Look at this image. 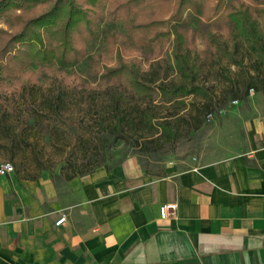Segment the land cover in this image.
I'll list each match as a JSON object with an SVG mask.
<instances>
[{"label":"trees","instance_id":"1","mask_svg":"<svg viewBox=\"0 0 264 264\" xmlns=\"http://www.w3.org/2000/svg\"><path fill=\"white\" fill-rule=\"evenodd\" d=\"M4 13L15 18L16 27L0 28V83L35 67L51 87L43 98L28 84L17 93L0 92V145L14 161L17 148L35 150L31 135L38 128L64 153L58 173L63 180L106 163L118 140L136 147L144 173L162 176L164 166L149 165V157L161 160L168 146L199 129L207 113L228 98L246 99L249 88L264 96V0H0ZM120 20L136 30L140 57L122 54ZM197 36L208 38L209 61L200 57ZM162 38L169 42L162 55H146L145 48ZM101 40L116 61L91 74L116 84L93 91L76 83L67 86L55 70L96 62ZM247 54L249 64L243 60ZM233 64L240 71L232 78L227 71ZM212 68L226 78L222 95L205 81ZM37 160V173L20 174L16 167L17 177L35 179L51 169Z\"/></svg>","mask_w":264,"mask_h":264},{"label":"crops","instance_id":"2","mask_svg":"<svg viewBox=\"0 0 264 264\" xmlns=\"http://www.w3.org/2000/svg\"><path fill=\"white\" fill-rule=\"evenodd\" d=\"M241 115L234 150L162 176L135 156L58 183L0 174V264H264V114Z\"/></svg>","mask_w":264,"mask_h":264},{"label":"rangeland","instance_id":"3","mask_svg":"<svg viewBox=\"0 0 264 264\" xmlns=\"http://www.w3.org/2000/svg\"><path fill=\"white\" fill-rule=\"evenodd\" d=\"M206 2V0H203ZM212 3V1L210 2ZM16 27L15 18L8 13L0 15V28H4L7 31H12ZM116 31L119 33L120 38L124 40L121 44L120 49L124 57L129 56H141L139 45L135 42V31L129 26L126 20H120L116 26ZM168 40L162 38L159 41L153 42L150 46L145 48V54L153 57L161 56ZM208 38L197 36L196 44L200 53L201 58H205L207 61L210 60L208 54ZM143 46V45H142ZM97 53L99 59L96 62H82L79 65L67 68L62 71L59 69L55 70L56 74L61 73L65 76V82L67 86L72 83H76L77 86L87 88L90 91L93 89H102L106 84H116L117 81H104L99 78L93 79L91 73L94 71H101L103 65H114L116 61L114 51L107 49L106 41L101 40L97 43ZM244 62L249 64V55L243 56ZM148 66V62H144V67ZM205 74V81L208 84L215 87V91L222 95V91L226 88L227 84L222 75H216L213 71ZM240 69L237 65H231L227 74L232 78L237 76ZM173 76V75H172ZM178 79V76L173 78ZM23 84L31 85L32 93H35L39 98H43L50 92L51 82L49 79H45L40 76L39 69L32 67L30 69H24L20 72L17 78L13 80H5L0 83V92H9L15 89V93L18 92ZM253 92V93H252ZM252 95H249L251 94ZM249 94L246 99H238L234 101L228 98L227 101L222 104L219 110L211 113V115L205 117L202 126L197 130H192L189 135L183 136L175 141L174 144L168 146L166 154L162 156L161 160H155L153 157L146 158V155H142L141 158L149 165L159 164L163 165L164 168L168 165H176L184 168L187 164L198 161H206V159L221 157L226 154L227 147L235 149L236 142L238 141V131L242 132V127L239 125L242 123V115L246 118L249 115L264 114V96L261 92L249 90ZM104 109V107L102 108ZM234 110L238 112L237 115H233ZM76 110L71 108L70 113L74 116ZM27 114V110H24L22 116ZM35 132L31 136H36V147L35 150L32 146H23L17 148L18 151L15 153L14 161L10 159V152L7 147L0 145V164L2 162H10L14 166L12 172L17 177L16 167L19 168L20 174H33L37 173L39 162L37 158H41L42 164L48 165L51 169H43L40 171V175L47 172L52 180L56 183L61 182L62 178L58 176L60 167L64 164V153L61 149L50 143L47 135L41 136V131L38 128L33 129ZM32 138V137H30ZM5 142V139H1ZM136 147L129 141L124 142L122 140L115 141L109 150V159L106 163L109 165L121 162L129 156H135L139 163V156L136 151ZM38 154V155H37ZM38 156V157H37ZM41 164V163H40ZM140 165V164H139ZM141 167V166H140ZM142 168V167H141Z\"/></svg>","mask_w":264,"mask_h":264},{"label":"built area","instance_id":"4","mask_svg":"<svg viewBox=\"0 0 264 264\" xmlns=\"http://www.w3.org/2000/svg\"><path fill=\"white\" fill-rule=\"evenodd\" d=\"M249 90H252V88H249ZM234 101H238L237 98L233 99ZM211 115V112L207 113V116ZM14 171V166L12 163L6 161V162H2L0 164V174H8ZM177 204L173 201H169V202H164L161 204L160 206V215L163 218H167L170 217L172 215L175 214V210H176ZM66 220V215L65 214H61L56 220H55V224H61L62 222H64Z\"/></svg>","mask_w":264,"mask_h":264}]
</instances>
